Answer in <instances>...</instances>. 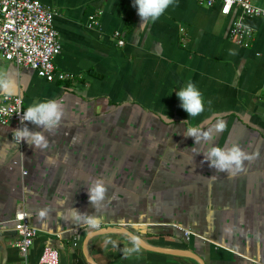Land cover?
<instances>
[{"label":"crops","instance_id":"obj_1","mask_svg":"<svg viewBox=\"0 0 264 264\" xmlns=\"http://www.w3.org/2000/svg\"><path fill=\"white\" fill-rule=\"evenodd\" d=\"M40 1L56 14V69L74 79L49 83L0 60V101L21 95L26 108L55 100L62 110L51 130L26 124L44 135L45 148L20 147L18 128L0 125V264H39L47 246L60 264H88L87 234L108 227L190 250L206 264H264V17L172 0L141 28L132 0ZM253 3L264 10V0ZM235 20L253 30L249 48L230 40ZM189 82L204 109L188 118L175 91ZM189 125L210 139L194 142ZM212 145H239L248 158L234 174L216 171L203 157ZM98 180L104 199L91 204ZM20 206L40 232L26 262L13 247ZM88 249L97 264H198L119 234Z\"/></svg>","mask_w":264,"mask_h":264},{"label":"built area","instance_id":"obj_2","mask_svg":"<svg viewBox=\"0 0 264 264\" xmlns=\"http://www.w3.org/2000/svg\"><path fill=\"white\" fill-rule=\"evenodd\" d=\"M205 8L219 4L221 14L229 16L232 11L240 10L249 17H264V10L256 6L253 0H196ZM56 14L40 0H0V60L12 63L18 70L29 69L49 83L66 82L74 79L73 74L58 71L55 60L62 51L58 31L55 28ZM95 16L90 18V27L95 25ZM120 46L124 41L116 34ZM235 44L249 48L253 39V30L241 20H235L229 33ZM25 107L21 95L4 96L0 101V125L23 128L29 121L21 123ZM13 141L20 147L23 140L17 134ZM15 247L22 258L27 259L40 232L30 225L29 217L20 206L14 218ZM92 229L97 228L91 226ZM189 239L191 232H184ZM39 264H60V253L53 247H45ZM251 264H260L252 262Z\"/></svg>","mask_w":264,"mask_h":264},{"label":"clouds","instance_id":"obj_3","mask_svg":"<svg viewBox=\"0 0 264 264\" xmlns=\"http://www.w3.org/2000/svg\"><path fill=\"white\" fill-rule=\"evenodd\" d=\"M171 3L172 0H132V5L135 7L137 15L140 18V27L144 28L150 22H155ZM5 92L11 94L10 85H5ZM175 94L179 99V106L188 114V118L195 117L203 111L202 94L195 84L189 82L175 91ZM61 114V106L55 100H45L30 105L23 112L21 123L29 121L37 126H43L45 129L51 130L57 125ZM188 118L182 121V123H187ZM222 128V123L216 125L217 131ZM16 134L27 144L39 148L47 147L48 141L44 135L30 130L26 125L23 128L17 129ZM188 136L193 137L196 143H199L201 140L210 139L209 132H201L199 127H192L190 125L188 126ZM203 157L209 163V167L215 168L216 171L228 172L230 175L240 169L242 160L248 158L239 145H232L230 147L212 145L206 147ZM88 192L91 204L102 201L105 195L103 180L95 182ZM74 211L77 213V218H79V210L74 209ZM133 239L135 238L133 237Z\"/></svg>","mask_w":264,"mask_h":264},{"label":"water","instance_id":"obj_4","mask_svg":"<svg viewBox=\"0 0 264 264\" xmlns=\"http://www.w3.org/2000/svg\"><path fill=\"white\" fill-rule=\"evenodd\" d=\"M110 234H117V235L119 234V235L126 236L130 238L131 240H133L138 246H140L144 250L166 254V255H171L175 257L188 258V259L196 261L198 264H206L201 257H199L196 253L190 250H169V249H161V248L153 247L149 245L142 238L136 236L131 230H129L126 227H108V228H102V229L88 233L83 243V251H84V255H85V258L88 264H97L94 261V259L90 256V253H89L88 247H89L90 242L97 237L104 236V235H110ZM133 237L135 239H133Z\"/></svg>","mask_w":264,"mask_h":264}]
</instances>
